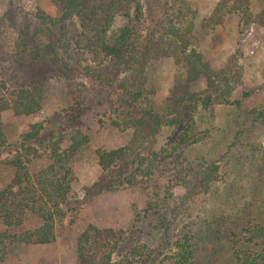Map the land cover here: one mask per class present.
<instances>
[{
	"label": "rangeland",
	"instance_id": "1",
	"mask_svg": "<svg viewBox=\"0 0 264 264\" xmlns=\"http://www.w3.org/2000/svg\"><path fill=\"white\" fill-rule=\"evenodd\" d=\"M139 1L144 12L142 36L155 57L147 67L144 86L156 109L165 111L175 85L186 79L187 67L176 62L173 53L180 45L177 33L187 36L190 47L198 50L216 72L212 88L205 75L191 84L192 92L210 101L207 107L200 105L195 114L197 131H206L207 137L173 150L185 124L161 128L154 149L160 183L171 193L165 205L145 209L155 189L145 182L89 195L87 188L101 174L96 150L119 147L131 137L130 130L121 131L113 124L123 94L119 83L129 78L131 71L118 70L110 57L80 48L76 43L77 24L70 26L67 41L58 29L50 34L60 54L70 44L64 54L67 65L61 60L35 57L36 53L33 61L19 60L15 46L25 28L32 34L40 26L37 16L41 12L57 16L58 8L53 0H0V80L6 81L11 90L22 85L32 89L42 102L35 114L15 115L12 110L2 113L8 146L0 154V189L13 178L14 168L7 160L32 124L43 123L41 140H47L51 131H62L64 148L78 133L88 137L71 162V201L66 216L56 223L55 241L11 243L0 264H77L76 240L89 224L123 229L127 245L147 244L154 256L147 264H174V241L180 233L197 230L201 222L229 212L235 203L250 206L264 221V116L259 113L264 109V24L258 19L264 0ZM234 6L237 10H228ZM128 21L125 12L117 10L110 17L108 34ZM34 38V43L42 47L50 44L44 33ZM168 51L171 54L165 56ZM89 67L96 76L86 72ZM4 92L8 95L10 90ZM142 104L146 106L147 102L143 100ZM247 141L254 146L240 145ZM202 160L216 161L220 178L207 191L190 194L182 181L191 185L195 177L190 172L184 174V167ZM48 161L46 154L33 158L32 171ZM179 171L181 178L175 176ZM39 223L38 216L28 213L23 225L9 231L19 232ZM4 230L8 229L0 225V231ZM217 264H236L234 251L228 247Z\"/></svg>",
	"mask_w": 264,
	"mask_h": 264
},
{
	"label": "trees",
	"instance_id": "2",
	"mask_svg": "<svg viewBox=\"0 0 264 264\" xmlns=\"http://www.w3.org/2000/svg\"><path fill=\"white\" fill-rule=\"evenodd\" d=\"M53 2L58 8V15L51 16L41 12L37 16L40 26L36 27L35 32L30 34L25 28L24 36H20L15 46L19 60L30 62L35 57H41L52 62L61 60L62 64L67 65L64 54L70 44H66L62 55L50 34H55L58 29L61 37L67 41L71 37L70 26L77 24L79 31L76 34V43L80 48L110 57L118 70L131 71L130 77L119 83L123 94L119 98L120 108L116 109L117 117L113 120L119 130H130L131 137L119 147L96 150L101 174L87 188L88 194L96 195L145 182L147 186L155 187L145 209L151 210L165 205L171 193L166 192L165 185L160 183L161 177L157 175L158 162L154 149L157 136L163 126L185 124V129L173 150L187 142H197L207 137L206 131H197L195 114L200 105L207 107L210 101L192 92L191 84L205 75L211 86L214 83L212 78L217 77L216 72L198 50L190 47V39L177 33L176 39L180 45L173 53L176 54V62L186 65V79L175 85L167 99L165 111H159L147 98V89L144 86L147 82V67L155 57L151 46L145 44L142 36L140 22L144 12L141 2ZM121 9L129 18L128 23L108 34L110 17ZM228 10H237V7ZM258 19L264 24V8ZM217 20L221 18L218 17ZM38 33L47 35L50 44H42L43 47L39 43L35 44V38H31L36 37ZM61 46L63 47L62 44ZM180 53L183 56L178 55ZM164 54L167 56L171 53L168 51ZM85 69L89 75L96 76L90 67ZM4 89L10 90L8 95ZM143 100L147 102L146 106L142 104ZM225 101L230 102L229 99ZM41 108V99L32 89L22 85L11 90L6 81L0 80V154L8 146L2 113L12 110L15 115H31L39 112ZM259 113L264 116V109ZM43 129L42 122L32 124L30 130L22 134V140L16 145L14 154L7 160V164L14 168V175L10 182L0 189V225L8 229L0 231V259L4 258L11 243L36 245L54 242L56 223L63 219L68 211L66 206L71 201L73 181L71 162L81 147L88 142V137L78 133L71 137L70 145L64 148L62 144L65 135L62 131H51L47 140H41ZM254 144L247 141L241 142L240 145ZM43 154L47 155L48 163L32 171L30 162ZM197 161L195 164L191 162L186 165L183 171L184 174L190 172L193 174L190 176L195 177L194 184L191 185L185 179L182 181L190 190V194L207 191L210 185L220 178V165L216 161ZM175 176L181 178V171L175 173ZM74 202L81 203L79 199H74ZM28 213L39 217V225L19 232H10V228L24 224ZM127 244L123 229L89 224L76 240L77 264H147L154 258L153 249L147 244ZM174 245V264H217L218 258L228 247L234 251L236 264H264V221L256 217L250 206L235 203L229 212L201 222L197 230L182 231Z\"/></svg>",
	"mask_w": 264,
	"mask_h": 264
}]
</instances>
